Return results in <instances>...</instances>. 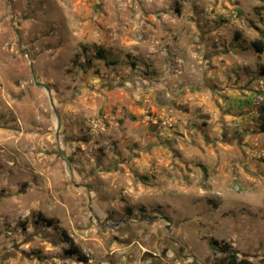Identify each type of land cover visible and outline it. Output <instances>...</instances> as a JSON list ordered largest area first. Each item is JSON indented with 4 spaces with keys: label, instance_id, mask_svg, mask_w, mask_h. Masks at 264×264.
Listing matches in <instances>:
<instances>
[{
    "label": "rangeland",
    "instance_id": "1",
    "mask_svg": "<svg viewBox=\"0 0 264 264\" xmlns=\"http://www.w3.org/2000/svg\"><path fill=\"white\" fill-rule=\"evenodd\" d=\"M263 67L264 0H0V264H264Z\"/></svg>",
    "mask_w": 264,
    "mask_h": 264
},
{
    "label": "crops",
    "instance_id": "2",
    "mask_svg": "<svg viewBox=\"0 0 264 264\" xmlns=\"http://www.w3.org/2000/svg\"><path fill=\"white\" fill-rule=\"evenodd\" d=\"M10 171L8 173H11ZM8 173L6 175L5 174L0 175V189L4 188V186L1 185V182L2 183L3 182L6 183L7 184V188L8 187L9 188H16V184L15 183H16V179H17L18 175L14 174L13 177L11 178V177H9ZM35 173H36L35 179L37 180L36 182H34V183L30 182L29 178L33 177L31 175L28 176V178H26V180H25L26 181L25 183L27 184V186H29V191L32 190L33 188H35V190H41L44 187V185H45V181L47 180L46 175L44 173H42L41 171L36 170ZM28 193H30V192H28ZM26 194H24V196L27 197V199H28V194L27 195ZM19 200H20V198H17V197H14V198H11V199L9 198V201H8L9 209H11L13 211L16 210V203H18ZM32 202L35 203V201H32ZM0 204H2V203L0 202ZM18 207H20V206H18Z\"/></svg>",
    "mask_w": 264,
    "mask_h": 264
},
{
    "label": "trees",
    "instance_id": "3",
    "mask_svg": "<svg viewBox=\"0 0 264 264\" xmlns=\"http://www.w3.org/2000/svg\"><path fill=\"white\" fill-rule=\"evenodd\" d=\"M256 47H258V49L260 50V46L256 44ZM260 75L264 76V67L261 69L260 71ZM261 132L264 133V123L261 126ZM76 253V252H75ZM79 258L82 262L87 263V259L84 256L79 255ZM228 264H251L250 262L246 261V260H239L237 259L236 255L233 252H229L228 254Z\"/></svg>",
    "mask_w": 264,
    "mask_h": 264
}]
</instances>
